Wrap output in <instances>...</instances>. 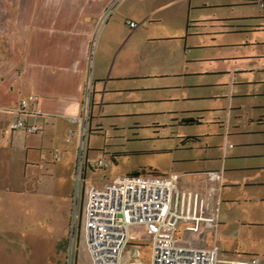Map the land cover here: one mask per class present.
Instances as JSON below:
<instances>
[{
    "label": "crops",
    "instance_id": "0c3cea01",
    "mask_svg": "<svg viewBox=\"0 0 264 264\" xmlns=\"http://www.w3.org/2000/svg\"><path fill=\"white\" fill-rule=\"evenodd\" d=\"M112 1L0 0V165L13 164L20 147L15 145L17 139L24 138L20 151L25 152L27 159L30 152L38 150L27 137H22V132L9 128L18 116L15 111L19 102L35 95L38 100L29 103V113L21 118L43 129L42 145H51L60 155L58 159H65L66 173L73 178L77 135L69 132L76 133L78 129L88 79L92 82L91 125L95 129H117L121 126L106 124L104 120L134 119L152 112L141 104L181 101L177 93L173 94L179 97H152V91L180 89V82L165 84L152 80L177 78L189 71V65H197V56L190 53L194 47L191 36L195 33L192 24L216 19L209 14L210 10L226 7V1L215 0H123L106 23L100 25ZM261 3L264 8V0ZM128 21L137 27L131 29ZM209 97L226 95L188 99ZM225 107L169 110L173 125L180 128L174 137L177 146L157 153L165 154L162 157L153 153L155 159L141 162L132 172H218L219 225L221 202L226 203V162L237 157L229 140L234 135L233 125L229 124L230 115H226ZM211 129L215 131L211 133ZM40 157L47 159L46 152L41 151ZM228 168L238 169L234 165ZM11 179L17 180L9 170L0 176V193L14 191L15 188L2 184ZM218 243L221 248L219 240ZM139 253V248L128 250L123 264H142L134 257Z\"/></svg>",
    "mask_w": 264,
    "mask_h": 264
},
{
    "label": "rangeland",
    "instance_id": "374dc122",
    "mask_svg": "<svg viewBox=\"0 0 264 264\" xmlns=\"http://www.w3.org/2000/svg\"><path fill=\"white\" fill-rule=\"evenodd\" d=\"M215 1H226V7L210 10L216 19L192 24L195 33L190 53L197 56V65H189V71L177 78L152 80L180 82V89L152 91V97L177 93L181 101H153L141 104L152 110L144 116L104 120L121 126L117 129L92 127L89 162L93 165L102 159L107 167H89L86 181L100 187L109 179L135 172L141 162L165 156L157 153L175 148L178 141L174 137L180 128L173 125L169 110L226 106L234 134L229 140L237 157L226 162V203L221 197L217 236L225 255L257 257L264 264V8L262 0ZM194 13L200 15L201 11ZM229 24L244 27L228 28ZM211 94H225L226 98L188 99ZM43 135L23 133L38 150L27 159L20 151L24 138L17 139L15 145L20 147L13 164L0 165V176L9 170L17 179L1 181L15 189L0 193V264H65L75 181L66 173L65 159H55V149L42 145ZM41 151L47 159L40 157ZM230 165L238 169L231 170ZM138 248L140 253L134 257L150 264L151 244Z\"/></svg>",
    "mask_w": 264,
    "mask_h": 264
},
{
    "label": "built area",
    "instance_id": "2783aa9c",
    "mask_svg": "<svg viewBox=\"0 0 264 264\" xmlns=\"http://www.w3.org/2000/svg\"><path fill=\"white\" fill-rule=\"evenodd\" d=\"M123 0H113L100 25ZM131 29L137 24L127 22ZM92 82L88 79L77 119V146L71 196L65 264H123L128 250L149 242L150 264H262L257 257L237 258L223 253L217 240L219 226V175L213 170L137 172L109 179L100 187L86 181V172L107 163L89 162L92 130ZM35 95L19 102L11 131L42 133L21 117ZM55 159L60 155L56 153Z\"/></svg>",
    "mask_w": 264,
    "mask_h": 264
},
{
    "label": "trees",
    "instance_id": "16d2710c",
    "mask_svg": "<svg viewBox=\"0 0 264 264\" xmlns=\"http://www.w3.org/2000/svg\"><path fill=\"white\" fill-rule=\"evenodd\" d=\"M91 132H92V130H91Z\"/></svg>",
    "mask_w": 264,
    "mask_h": 264
}]
</instances>
